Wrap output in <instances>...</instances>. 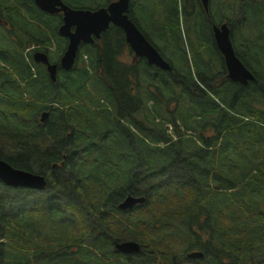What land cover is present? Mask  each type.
Segmentation results:
<instances>
[{
	"label": "trees",
	"instance_id": "obj_1",
	"mask_svg": "<svg viewBox=\"0 0 264 264\" xmlns=\"http://www.w3.org/2000/svg\"><path fill=\"white\" fill-rule=\"evenodd\" d=\"M62 1L72 9L91 1L85 7L94 10L112 0L104 5L97 4L101 0ZM131 1L129 18L170 70L148 66L145 59L123 63L124 35L111 25L92 44L79 47L81 61L92 50L90 70L77 64L70 72H60L52 84L44 66L24 51L29 45L39 52L55 47L58 53L52 54L58 59L66 47L55 44L61 17L41 12L34 0H0V18L5 13L11 27L0 26V159L31 173L40 167L35 173L46 177L47 189L71 191L80 203L79 208L66 204L58 210L48 199L45 205L29 210L21 206L13 213L3 203L9 201L0 199V264H264V0H242L240 26L228 27L237 56L254 78L246 86L225 76L212 36V25L221 22H213L211 0L207 13L192 0L199 4L197 53L210 45L204 19L214 48L208 56L218 67L207 72L197 66V77L180 33L187 0H141L136 17ZM141 12L150 18L153 35L141 29ZM188 26L195 29L191 21ZM150 38L168 46L183 64L174 68ZM199 72L210 73L203 89L198 87ZM215 82L225 91L211 88ZM235 89L243 93L241 98L239 92L231 94ZM178 92L198 93L188 98L193 112L185 118L195 141L173 140L167 129L146 132L152 124L146 107L162 98L176 99ZM101 97L113 100L108 101L113 113L100 107ZM41 112L49 114L44 123L39 121ZM138 116L146 121L136 125ZM159 125L164 123L153 127ZM61 162L63 166L51 168ZM12 189L28 196L38 193ZM127 194L146 201L122 212L118 205ZM68 206L80 218L79 226L65 220ZM83 238L90 242L83 245ZM126 241L137 243L139 253H116L114 243ZM57 249L64 251L58 254ZM193 251L203 257L187 259Z\"/></svg>",
	"mask_w": 264,
	"mask_h": 264
},
{
	"label": "water",
	"instance_id": "obj_2",
	"mask_svg": "<svg viewBox=\"0 0 264 264\" xmlns=\"http://www.w3.org/2000/svg\"><path fill=\"white\" fill-rule=\"evenodd\" d=\"M202 9L207 10L210 0H198ZM35 6L41 12L49 15L61 14V24L57 33L67 40L66 49L60 59L59 67L69 72L75 65L79 46L93 43V38H99L111 25L120 29L125 37V42L137 58L145 59L149 66H156L163 71H169L170 66L162 59L155 47L148 42L134 22L129 18V0H113L105 7L94 10L88 8L72 9L62 0H34ZM0 22H2L0 20ZM214 44L222 54L229 75L233 81L246 85L253 81V75L247 71L236 59L230 39L229 29L226 24L212 27ZM33 62L46 68L51 82L56 81L57 65L51 64L47 54L35 52ZM48 112H43L40 122H45ZM64 162H61V166ZM57 167L53 164L52 168ZM0 182L10 188H21L34 191H44L47 187L45 178L25 170H18L0 159ZM145 197L127 195L118 205L120 211L132 210L135 206L142 205ZM117 245V246H116ZM118 253L132 255L140 251L137 243L120 242L115 244ZM203 253L193 251L187 254L191 260L201 259Z\"/></svg>",
	"mask_w": 264,
	"mask_h": 264
},
{
	"label": "rangeland",
	"instance_id": "obj_3",
	"mask_svg": "<svg viewBox=\"0 0 264 264\" xmlns=\"http://www.w3.org/2000/svg\"><path fill=\"white\" fill-rule=\"evenodd\" d=\"M113 1V0H112ZM223 1H227L231 6L230 7H224L221 0H211V10L212 13L214 14V18H213V22L215 23H227L229 25V27H232V29H238V27L240 26V12H239V8H240V4L242 2V0H223ZM141 0H132V11L135 14L136 17V13H137V9L139 8V4L141 3ZM195 2V1H194ZM199 2V1H198ZM194 5L192 3V0H187V2L185 3V6L182 5V8H184L185 11V15L186 16V22H184V19L182 21H180V28H181V36L183 38V50L184 53L186 54V56L189 58L188 59V64L190 69L193 70V75L195 77H197V66H199L200 68H202V63H208L209 60H211V57H209L208 55H213L214 54V48H213V42L211 43V40L209 38V34L206 31V24L205 21L203 19V24H204V31L203 33L205 34V38L207 39V41L210 43V46L208 48V46H206L205 48L202 47V51L200 53H197L200 50V45L197 47L198 44V38H199V29L196 28L197 25H199V4ZM88 3H92L91 1H87L85 3H81V7L86 8L85 6H88ZM97 4H101L104 5L105 4V0H101V3H97ZM198 10V11H197ZM232 10V11H231ZM3 14L5 13H1V16L3 17V19L7 20L6 17L3 16ZM205 14V13H204ZM140 18L142 19V24L140 23L139 25L141 26L142 30L147 31L149 34L152 33V30L150 28V18L148 16H146L143 12L139 13ZM184 16V17H185ZM200 18V17H199ZM188 21H191L195 24V29L191 28L188 26ZM199 28V27H198ZM149 30V31H148ZM155 30V29H153ZM238 33H242V28L239 30ZM153 35V34H151ZM202 35V33H201ZM151 39V38H150ZM152 40V39H151ZM152 42L154 43L155 46H157V48L160 50V53L162 54V56L164 58H166L167 60H169L173 67H179L180 64L182 65L183 62H179L177 61V58L175 59V53L173 51L170 50V48L168 46H166L165 44L161 43L158 41V39L156 38V40H152ZM190 42V44H189ZM59 45H58V44ZM55 44L57 46L60 47H64L65 44H67V40L60 37V40H58L57 42H55ZM95 47H101L100 44H95ZM34 49H36V47L34 45H29L25 47V51L24 54H33ZM85 48H82L81 50H84ZM39 51V49H38ZM89 51V55H87V57H84L83 60L81 61L79 58L76 59L75 64L80 65L81 67H85L86 69L90 70V65L92 64V60H90V55L92 53L91 48L88 49ZM205 51V52H204ZM53 52H56L55 54L58 53L57 49L55 47L49 48V59L51 62H57V56H55V54H52ZM80 52V50L78 51ZM220 53V52H219ZM178 55V54H177ZM192 55L194 56H198V58L200 59V61H198V59H192ZM220 55L222 56V54L220 53ZM32 56V55H31ZM122 57V62L126 63L128 65H133L134 62V56L133 54H130L126 49L124 50V52L121 53L120 55ZM223 57V56H222ZM224 63V62H223ZM206 66V64L204 65ZM204 70H206L207 72H209L210 70L204 67ZM35 72V70H33ZM228 71V70H227ZM201 73V74H205V78L207 80V82L209 83V79H210V73ZM213 72V71H212ZM211 72V73H212ZM59 76V75H58ZM96 80V76L95 73L92 72V78H91V83H94ZM217 82L213 83L211 85V88H216V90H219L220 92H224L226 88L222 83H219V85ZM134 87V91H136L137 89V85L133 84L132 85ZM199 88H201L200 85H198ZM186 91H188L185 88ZM190 92V91H188ZM190 93H195V92H190ZM198 95V93H197ZM196 94L194 95H188V94H183L181 92H178L176 99L173 100H167L166 98H162V102L160 103H155L154 105H148L146 107L147 109V120H150L152 122V124H150L149 129L146 130V132L148 134L152 135L151 131H155L156 130H168V133L171 134L172 137L174 136H178L181 138V140H185L188 142V140H193L195 141V134L188 129V127L190 126V120L189 121H185V118L190 115L193 111L189 110V101L188 98L189 97H197ZM109 102H112V99H108ZM106 100H104L101 97L100 100V107L104 108L105 110L108 109L110 111V113H113V107L112 105ZM156 117V118H154ZM200 117L205 118V116L200 115ZM140 121L145 122L146 119L143 117L138 116L135 123L136 125H138ZM161 122L164 123L163 126H158V127H153L154 124H160ZM119 124L124 125L125 128H127L132 134L134 135H139L137 130L135 129V127H133L132 125H130L129 123L126 122H119ZM172 126L177 130V133H175L172 130ZM174 132V133H173ZM124 167V166H123ZM34 172H39L40 171V167L35 166L33 168ZM50 179V177H48V180ZM50 187L54 186L52 185V183L49 184ZM4 186L3 184L0 185V199L3 202L5 199H7L9 202H3L5 205H9L13 207V213L16 212L21 206H24V208H26L27 210L35 207L36 205H41V202L43 203V205H45L49 202L55 206V209H62L63 207H66V204L72 205L75 208H79L80 207V203L79 201L76 202V197L72 194L71 191L68 190H59L56 189L57 193H55V191L47 189L44 190L42 192H38L36 196H28L27 193H19L18 191H15V189H10L8 187ZM138 187V186H137ZM139 188V187H138ZM35 192V191H34ZM67 199V203L64 199ZM69 197V199H68ZM61 199V201H59ZM62 202V204H61ZM70 206H68L69 208ZM86 207V206H85ZM9 209V208H8ZM70 209V208H69ZM78 217V216H77ZM89 219H91L90 216H87V220L89 221ZM65 220L69 223H71L73 226L74 225H78L81 224L80 223V218L75 219V214L73 213V211L70 209L67 212V215L65 216ZM84 240H86V238H83ZM7 241V240H6ZM5 242V241H4ZM85 244H88L87 242ZM178 258V257H177Z\"/></svg>",
	"mask_w": 264,
	"mask_h": 264
},
{
	"label": "flooded vegetation",
	"instance_id": "obj_4",
	"mask_svg": "<svg viewBox=\"0 0 264 264\" xmlns=\"http://www.w3.org/2000/svg\"><path fill=\"white\" fill-rule=\"evenodd\" d=\"M204 12H208V10H203ZM58 16H60L61 17V14H57ZM1 20L2 21H4V22H6V26L2 23V22H0V26H3V28L4 29H6V30H11V27H10V25H9V23H8V21L7 20H5V19H3V17H1ZM229 27V26H228ZM229 29V28H228ZM229 31H230V29H229ZM13 34V33H12ZM231 39V38H230ZM232 40V39H231ZM231 43H232V48H233V51H234V54H235V57H236V59L243 65V67L247 70V71H249L250 72V69L248 68L249 67V65L246 63H243V61L237 56V52H236V49H235V47H234V44H233V41H231ZM67 45V44H66ZM214 47L216 48V46H215V44H214ZM127 48V50H128V52L130 53V54H133L132 52H131V50L128 48V47H126ZM65 49H66V47H65ZM65 49H64V51H65ZM217 49V48H216ZM218 50V49H217ZM33 51H38V49H37V46H36V49H34ZM64 51H62L61 53H60V55H59V57H58V61L57 62H51L50 61V63L51 64H56L57 65V67L59 66V62H60V59H61V57H62V55H63V53H64ZM218 52H219V50H218ZM44 53L45 54H47V56H48V58H49V50L47 49V50H44ZM221 56V55H220ZM222 57V56H221ZM50 60V59H49ZM222 60H223V62H224V59H223V57H222ZM139 61V59H136L135 57H134V62L136 63V62H138ZM207 64H210V67L207 65ZM204 63H202V68H204ZM206 68L207 69H209V70H215V71H217V67H218V64H217V61H216V59H214V57L213 56H211V60H209V62L208 63H206ZM44 69H45V67H44ZM223 69L225 70V72H226V74H225V76H226V78L227 79H229L231 82H234V83H238V84H241L242 86H246L249 82H251V81H249L246 85H243L242 83H240V82H236V81H233L232 79H231V77H230V75H229V71H227V68H226V65H225V62L223 63ZM223 70V71H224ZM252 71V70H251ZM201 73H203V72H199V75H200V80H201V88L203 89V86H208L209 85V83L207 82V80H206V78H205V74H201ZM212 73H215L214 71L212 72ZM251 73V72H250ZM252 74V73H251ZM254 80V79H253ZM219 83L220 82H218V85H219ZM217 85V86H218ZM236 92H239L240 93V98H241V96H243V93L242 92H240L239 90H237V89H235L234 91H233V93H231L232 95L234 94V93H236ZM234 96H235V94H234ZM262 118H264V116L262 117ZM64 160H65V157H64ZM51 168H52V166H51ZM55 168H57V167H55ZM52 169H54V168H52ZM89 243L90 241H88V240H85L84 242H83V245H85V243ZM58 250V254H62V252L64 251V250H62V251H60V249H57ZM68 250V249H67ZM70 251H73L74 249H69ZM33 264H34V262H33Z\"/></svg>",
	"mask_w": 264,
	"mask_h": 264
},
{
	"label": "bare ground",
	"instance_id": "obj_5",
	"mask_svg": "<svg viewBox=\"0 0 264 264\" xmlns=\"http://www.w3.org/2000/svg\"><path fill=\"white\" fill-rule=\"evenodd\" d=\"M189 254V253H188ZM188 259V258H187ZM191 260V259H190Z\"/></svg>",
	"mask_w": 264,
	"mask_h": 264
}]
</instances>
